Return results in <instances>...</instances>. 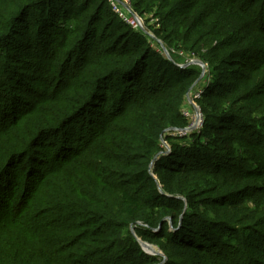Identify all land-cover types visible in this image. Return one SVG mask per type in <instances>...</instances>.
Instances as JSON below:
<instances>
[{"label": "trees", "instance_id": "1", "mask_svg": "<svg viewBox=\"0 0 264 264\" xmlns=\"http://www.w3.org/2000/svg\"><path fill=\"white\" fill-rule=\"evenodd\" d=\"M129 1L213 79L108 0H0V264H161L132 228L163 264H264V0Z\"/></svg>", "mask_w": 264, "mask_h": 264}, {"label": "rangeland", "instance_id": "2", "mask_svg": "<svg viewBox=\"0 0 264 264\" xmlns=\"http://www.w3.org/2000/svg\"><path fill=\"white\" fill-rule=\"evenodd\" d=\"M241 1H246V0H241ZM257 4L258 3H254L253 4V6L254 7H256L257 6ZM139 16H140V18H141V20H142V23H143V29H144V31L146 32H142V33H144L145 35H146V37L148 38V40L150 41V43H151V45L154 47V48H156L157 47V50H159V52H161L162 53V49H161V47H160V43H161V41L160 40H158V39H156V36H155V34L153 33V30L152 29H156V28H159V21H158V19H155V18H153V15L152 14H147V13H140V12H138L137 13ZM153 36V38L151 37V36ZM154 39H156V40H158V41H160V43H157ZM206 41L202 44V48H201V53H206L207 51V48H210V47H212V46H214L215 45V43H216V41H217V39H210V38H207V39H205ZM212 40H214L213 42H212ZM156 45H158V46H156ZM163 45V44H162ZM164 47H165V45H163ZM166 48V47H165ZM169 52V51H168ZM223 52H225L224 50H221L220 49V51H217V52H214L213 53V55H216V54H218V55H222L223 54ZM171 53L172 54H174V56H176V60L177 61H182V62H184V63H187L188 61H190V60H198L199 62H202L203 64H204V70L199 66V65H196V64H194V65H196L199 69H200V71H201V74H200V76L202 75V73H203V75H202V77L201 78H204V76L206 75V73H207V76H206V78L207 79H209L210 77H209V74L211 75V79H213V77L212 76H214V74H215V71H213L212 70V67L211 66H209L208 65V62L207 63H205V61H203V59L201 58V56L200 55H198V54H196V55H191V56H185L184 54H181V52H173V51H170L169 52V55H171ZM171 57V56H170ZM193 104L195 105V107H193V109H195L196 111H197V114H196V112H195V115H196V118H198L199 117V119H201L202 118V113L200 112V108H199V106H198V104H197V102H193ZM193 114V113H192ZM193 117H194V115H193ZM202 120V119H201ZM191 121H192V118H191ZM196 129H192L191 131V134H193V133H195L196 131H195ZM172 137H175L176 138V140L177 141H173V142H178L177 144H179V145H181V146H184V144L180 141V139H178V137H179V134H173V136ZM2 139V138H1ZM167 141H169V139L167 140ZM184 142V141H183ZM161 144H163V145H165V148H166V150L167 149H170V145H169V143H167L166 142V140H162L161 141ZM171 144V143H170ZM164 148V149H165ZM259 153H257V155H258ZM97 163H100V161H97ZM53 178H55V184H56V186H58V188H61L62 186H63V177H62V175H61V172L59 171V174H57V172H55L54 174H53ZM61 181V182H59V180ZM156 179V178H155ZM158 182V181H157ZM159 186V189L161 190V186L160 185H158ZM52 190H54V189H52ZM21 192V191H20ZM48 192H51V190H49ZM57 194V192L54 190V191H52L51 193H50V197H49V199H50V204H53L54 206L55 205H57V207H59L60 208V206H59V203L58 202H54L55 201V195ZM245 206H247V207H252V205L251 204H247V205H245ZM211 218V217H210ZM87 229H81L80 231H78V232H75V233H71L72 235L71 236H74V235H81L82 233H84L85 232V234H87ZM264 231V230H263ZM133 232H134V230H133V228L131 229V234L133 235V237H135L136 238V240H137V242H138V244H139V246H140V249L142 250V252L144 253V254H146V255H148V256H154V257H159L161 260H162V263L161 264H163V262H165L166 261V259H167V255H166V253H165V251L162 249V247L160 246V245H158V246H155V245H152V244H149V243H147V242H144V241H142V240H140L137 236H136V234L134 233L133 234ZM224 233H226V232H224ZM237 233H239V234H241V235H243L244 233L241 231V230H239ZM229 234H227L226 236H228ZM90 238H92V239H88L87 241H86V243H88V244H93L92 242L94 241V240H96V239H94L93 237H90ZM97 238V237H96ZM74 239H75V237H74ZM140 242H143V243H145V244H147L149 247L148 248H146L145 250V252L143 251V247L141 246V244H140ZM149 248H151V249H149ZM153 249V250H152ZM188 260L191 262V261H193L194 260V255H190V258H188Z\"/></svg>", "mask_w": 264, "mask_h": 264}, {"label": "built area", "instance_id": "3", "mask_svg": "<svg viewBox=\"0 0 264 264\" xmlns=\"http://www.w3.org/2000/svg\"><path fill=\"white\" fill-rule=\"evenodd\" d=\"M108 3L111 8V11L123 23H125L134 30L143 32L144 29H143L142 20L140 16L133 11L129 0H108ZM199 95H200V91H194V92L191 91L190 95H188V98H186V102L181 111L183 116L188 120V126L185 127L184 129H176L174 131H171L172 134H179V137H183L190 135L192 129H196L195 130L196 132L200 130L203 121L201 120L202 118L201 119H199V117L196 118L195 112L197 114V111L193 109V107H195L193 102L199 98ZM162 146L165 148V145L162 144Z\"/></svg>", "mask_w": 264, "mask_h": 264}, {"label": "water", "instance_id": "4", "mask_svg": "<svg viewBox=\"0 0 264 264\" xmlns=\"http://www.w3.org/2000/svg\"><path fill=\"white\" fill-rule=\"evenodd\" d=\"M142 30H143V29H142ZM143 31H144V30H143ZM144 32H145V31H144ZM145 33H146V32H145ZM150 36H151V35H150ZM151 37L153 38V36H151ZM154 40H155L157 43H160V41H158V40H156V39H154ZM159 45H160V47H161V49H162V52L164 53L165 57H166L167 59H171L168 50L162 45V43H160ZM194 64L199 65V66L204 70V64H203L202 62H199L198 60H194V59H193V60H190L187 64H184V65H182L181 67H186V66H188V65H194ZM202 75H203V73H202ZM202 75L199 77L198 80L201 79ZM186 98H188V95L186 96ZM174 130H176V129H168L167 131H174ZM133 234H134V232H133ZM140 244H141V246L143 247V251H144V252L146 251L145 249L149 247L147 244H145V243H143V242H140Z\"/></svg>", "mask_w": 264, "mask_h": 264}, {"label": "bare ground", "instance_id": "5", "mask_svg": "<svg viewBox=\"0 0 264 264\" xmlns=\"http://www.w3.org/2000/svg\"><path fill=\"white\" fill-rule=\"evenodd\" d=\"M149 249H151V248H149ZM153 250V249H152Z\"/></svg>", "mask_w": 264, "mask_h": 264}]
</instances>
